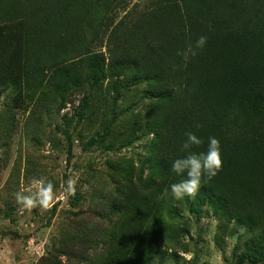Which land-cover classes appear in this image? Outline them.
<instances>
[{"label":"trees","instance_id":"trees-1","mask_svg":"<svg viewBox=\"0 0 264 264\" xmlns=\"http://www.w3.org/2000/svg\"><path fill=\"white\" fill-rule=\"evenodd\" d=\"M122 2L0 0V87L14 91L12 106L19 109L26 93L32 99L48 84L57 112L68 87L78 91L86 81L94 88L108 79L114 92L142 88L147 106L134 124L150 137L143 161L150 176L133 181L125 174L117 185L96 240L105 247L98 264H156L167 256L157 245L170 236L161 215L178 203L157 197L181 179L171 163L184 155L188 131L204 141L197 152L208 137L219 140L222 167L194 197L179 201L191 213L208 207L224 229L245 230L248 248L235 264H264V0H139L115 25L109 19L105 25L100 14L120 4L125 10ZM102 26L109 32L106 52L93 53L87 34L97 38ZM201 36L205 47L185 64L177 51ZM46 264L61 263L50 256Z\"/></svg>","mask_w":264,"mask_h":264},{"label":"rangeland","instance_id":"rangeland-1","mask_svg":"<svg viewBox=\"0 0 264 264\" xmlns=\"http://www.w3.org/2000/svg\"><path fill=\"white\" fill-rule=\"evenodd\" d=\"M138 2L123 0L125 10L120 4L100 17L113 26ZM96 29L98 37L88 33L87 41L93 53L104 54L109 32L103 26ZM111 82L106 79L90 88L86 81L78 91L68 87L67 101L58 112L48 84L36 89L32 99L26 93L19 109L12 106L14 91L0 87V264H46L50 256L61 264L100 262L105 247L96 240L106 228L107 206L117 185L125 174L133 181L150 176L143 165L150 137L142 138L134 124L147 106L142 88L129 85L114 92ZM84 98L78 120L75 113ZM76 176V192L69 196L66 181ZM34 178L54 185L48 208L25 209L15 200L14 193L28 188ZM177 203L173 212L161 215V227L170 236L157 242L167 256L156 264H235L246 253L249 236L244 229L222 228L224 222L206 206L191 213L185 203ZM171 253L176 257L171 259Z\"/></svg>","mask_w":264,"mask_h":264},{"label":"clouds","instance_id":"clouds-1","mask_svg":"<svg viewBox=\"0 0 264 264\" xmlns=\"http://www.w3.org/2000/svg\"><path fill=\"white\" fill-rule=\"evenodd\" d=\"M207 43V37H199L194 45L189 44L183 50L177 51L185 64L194 58L198 50H202ZM197 129L199 125H194ZM186 139L180 145V151L183 156L174 159L171 163V171L178 177L179 182L172 183L166 187L157 199L171 196L174 200H182L185 197H194L202 186V181L214 178L222 167L220 142L215 137H208L206 149L203 151H194V148L200 147L204 141L192 131L185 133ZM79 177L69 178L66 181L65 193L69 196L76 192V184ZM16 202L25 209L36 207L48 208L54 198V185L50 180L44 178H34L28 188L14 193Z\"/></svg>","mask_w":264,"mask_h":264}]
</instances>
